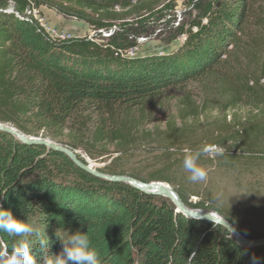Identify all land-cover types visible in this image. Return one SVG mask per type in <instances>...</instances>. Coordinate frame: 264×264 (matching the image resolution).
I'll return each instance as SVG.
<instances>
[{
  "label": "trees",
  "instance_id": "obj_1",
  "mask_svg": "<svg viewBox=\"0 0 264 264\" xmlns=\"http://www.w3.org/2000/svg\"><path fill=\"white\" fill-rule=\"evenodd\" d=\"M184 6L175 26L177 0H0V124L61 144L86 164L83 154L111 160L105 174L168 183L188 208L217 213L247 239L264 238V205L241 212L208 205L170 157L227 146L216 159L237 176L264 161V0ZM43 7L98 35L52 39L30 15ZM159 29L164 44L185 37L183 46L123 56ZM213 112L222 122L212 133L201 119ZM142 154L161 166L144 171ZM132 159L141 165L131 167ZM0 194L4 209L33 228L26 237L0 231V252L24 239L36 264L62 254L57 232L67 242L78 231L101 264H252L253 257L264 264V247L243 248L220 225L187 219L162 197L98 180L64 154L4 132Z\"/></svg>",
  "mask_w": 264,
  "mask_h": 264
},
{
  "label": "rangeland",
  "instance_id": "obj_2",
  "mask_svg": "<svg viewBox=\"0 0 264 264\" xmlns=\"http://www.w3.org/2000/svg\"><path fill=\"white\" fill-rule=\"evenodd\" d=\"M177 6L178 7L175 13V26L181 24L186 15V6H184V0H177ZM48 10L50 9H46L43 7L39 10L38 15L34 17V20L39 25V21L44 20L42 21V23L46 25L47 29H49L47 34H50L53 37H56V35L58 34L66 38L68 36H72V38L75 39L85 37L93 39L98 35L96 31L89 28L85 23L70 20L63 16L52 19L50 15L47 14ZM104 33L103 37H108L109 33ZM165 33L166 31L164 32L163 29H159L147 39L139 38L137 40L139 47L135 49L134 57H148L154 56L156 54H170L183 46L182 44L186 39L185 37L178 38L169 45L164 44L162 42V39L167 37ZM174 104L175 102L171 106H173ZM159 118H161V114H159ZM201 121L206 122V126L203 128L212 133L214 132V130L220 128L219 124L222 122L221 117L217 112L209 113L207 117H203ZM201 125L202 124H200V126ZM217 148L218 147L207 148L206 151L202 154L200 160L198 161V164L204 166L207 170V179L205 181L199 182L190 181L191 187L200 191L203 197L206 198V202L210 201V203H207L208 205L211 206L212 204H217V206H223L224 208L232 212L235 209L241 212L247 211V209L254 205H264V161H261L259 167L257 166L253 172H250V174L246 173L243 174V176H237V174L235 173L230 174V172L226 171L223 167L224 165L222 161L216 159ZM224 149L226 151V149H228L227 146H225ZM184 150L176 149V151H174L173 153L174 155H171L170 157L172 160L171 162L175 166L180 165V172H183V176L187 174L188 179L190 173H188L183 167V154H185ZM83 157L86 162H88V164L98 172H102L100 169L106 168V166L111 163V160H103L101 158L99 160H92L84 154ZM153 158L154 156L147 154H142L140 156V160H143V163L148 164L146 168L144 167V171L146 170L147 172H150L155 170V168L157 169V167L161 166L160 164H153L151 161ZM140 160L132 159V163L130 164L131 167L138 168L137 166L141 165ZM165 184L171 186L168 183ZM165 200L169 201L168 199ZM198 201L199 199L197 197L191 198L189 200V202H192L194 204H196V202ZM169 202L171 203V201ZM258 224L260 227L264 226V222H260Z\"/></svg>",
  "mask_w": 264,
  "mask_h": 264
},
{
  "label": "clouds",
  "instance_id": "obj_3",
  "mask_svg": "<svg viewBox=\"0 0 264 264\" xmlns=\"http://www.w3.org/2000/svg\"><path fill=\"white\" fill-rule=\"evenodd\" d=\"M206 149H185L183 159L184 169L190 173L188 179L192 182L205 181L207 179V170L204 166L198 164L202 154ZM225 149L218 147L217 154L222 155ZM3 195V194H0ZM0 231L17 237H26L33 232L32 226L18 220L11 211L4 209L0 204ZM57 237L63 244L62 254L52 255L46 259V264H101L98 251L92 246L88 234L76 232L68 234V240L65 242V233L57 232ZM42 247H49L47 239H41ZM0 264H36V260L30 250L29 243L22 239L18 244L13 245L11 251H7V246L0 252ZM252 264H259L253 257Z\"/></svg>",
  "mask_w": 264,
  "mask_h": 264
},
{
  "label": "water",
  "instance_id": "obj_4",
  "mask_svg": "<svg viewBox=\"0 0 264 264\" xmlns=\"http://www.w3.org/2000/svg\"><path fill=\"white\" fill-rule=\"evenodd\" d=\"M0 132L7 133L13 136L20 144L28 145V146H45L49 150H52L59 154H64L72 163H74L79 169L87 172L94 178L98 180H103L110 183H124L128 186L132 187L135 190H139L142 193L150 196L155 197H163L171 201L176 209V214H181L183 217L194 220V221H205L208 223H212L214 225L222 226L231 236L234 238L235 244L246 248V249H255V248H262L264 247V238H259L255 240H250L242 236L239 231L234 228L225 218L219 216L217 213H209L203 210L197 209H190L188 208L183 200L180 198L179 194L174 191V189L166 185L163 182H152V183H145L140 180H135L131 177L125 175H108L102 172H98L94 168H92L89 164H86L80 161L72 150L69 148L58 145L48 139L44 138H35L25 135L24 133L19 132L12 126L6 124H0Z\"/></svg>",
  "mask_w": 264,
  "mask_h": 264
},
{
  "label": "built area",
  "instance_id": "obj_5",
  "mask_svg": "<svg viewBox=\"0 0 264 264\" xmlns=\"http://www.w3.org/2000/svg\"><path fill=\"white\" fill-rule=\"evenodd\" d=\"M12 12H13V11H12ZM38 13H39V10H38V11L35 10V11H33L32 13H30V15H32L33 18H34V17H36V16L38 15ZM42 21H44V20H40V21H39V22H40V27H41L42 29H44L46 32H48L49 29H47L46 25L43 24ZM104 34H105V33H104ZM49 35H50V34H49ZM111 35H112V33H109V34H108V37L111 36ZM50 37H51L52 39H55V40H58V39H61V40L72 39V36H68V37L66 38V37H64V36H62V35L60 36V34L56 35V37H53V36L50 35ZM134 54H135V51H130V52L126 53V54L123 55V56L126 57V58H135V57H134Z\"/></svg>",
  "mask_w": 264,
  "mask_h": 264
},
{
  "label": "crops",
  "instance_id": "obj_6",
  "mask_svg": "<svg viewBox=\"0 0 264 264\" xmlns=\"http://www.w3.org/2000/svg\"><path fill=\"white\" fill-rule=\"evenodd\" d=\"M47 14L50 15V17H51L52 19H56V18H58L59 16H62V15L58 14V12L56 13V12H54V11H52V10H48V13H47Z\"/></svg>",
  "mask_w": 264,
  "mask_h": 264
}]
</instances>
